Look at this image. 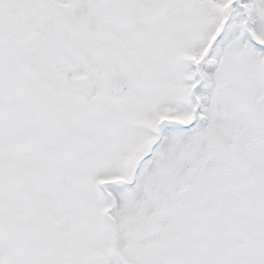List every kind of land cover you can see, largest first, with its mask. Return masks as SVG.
Returning <instances> with one entry per match:
<instances>
[{
    "label": "snow or ice",
    "instance_id": "snow-or-ice-1",
    "mask_svg": "<svg viewBox=\"0 0 264 264\" xmlns=\"http://www.w3.org/2000/svg\"><path fill=\"white\" fill-rule=\"evenodd\" d=\"M0 264H264V0H0Z\"/></svg>",
    "mask_w": 264,
    "mask_h": 264
}]
</instances>
